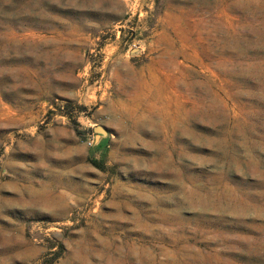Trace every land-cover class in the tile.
Segmentation results:
<instances>
[{
    "label": "rangeland",
    "instance_id": "374dc122",
    "mask_svg": "<svg viewBox=\"0 0 264 264\" xmlns=\"http://www.w3.org/2000/svg\"><path fill=\"white\" fill-rule=\"evenodd\" d=\"M56 255L264 264V0H0V264Z\"/></svg>",
    "mask_w": 264,
    "mask_h": 264
},
{
    "label": "trees",
    "instance_id": "16d2710c",
    "mask_svg": "<svg viewBox=\"0 0 264 264\" xmlns=\"http://www.w3.org/2000/svg\"><path fill=\"white\" fill-rule=\"evenodd\" d=\"M79 107H81V106H79ZM70 108H72L71 102H68L66 104V106L64 105L63 108H61V112L65 113V115L69 116L70 113H68V110H70ZM72 121L75 123L76 122L75 118L72 119ZM74 128H75L76 132L79 135L82 134V131L78 130V128L76 126H74ZM98 145H99V142L94 144L93 146L97 147ZM89 160L91 161L92 164H94V166H96V167H98L100 169H105V163H104V160H103L102 156L99 159H97L95 157H92V156H89ZM58 254L59 253H57V255ZM57 255L55 257H52V258L48 259L44 264H52V263H54L55 259L58 257Z\"/></svg>",
    "mask_w": 264,
    "mask_h": 264
},
{
    "label": "water",
    "instance_id": "95a60500",
    "mask_svg": "<svg viewBox=\"0 0 264 264\" xmlns=\"http://www.w3.org/2000/svg\"><path fill=\"white\" fill-rule=\"evenodd\" d=\"M92 129L95 132L94 144L98 143L100 141V139L102 137H105L109 132V129L105 125H102V124H96L95 123L92 126Z\"/></svg>",
    "mask_w": 264,
    "mask_h": 264
},
{
    "label": "built area",
    "instance_id": "2783aa9c",
    "mask_svg": "<svg viewBox=\"0 0 264 264\" xmlns=\"http://www.w3.org/2000/svg\"><path fill=\"white\" fill-rule=\"evenodd\" d=\"M94 137H95V133H94V132H90V133L88 134V136L85 138V139H86V142H87L90 146L94 145Z\"/></svg>",
    "mask_w": 264,
    "mask_h": 264
},
{
    "label": "crops",
    "instance_id": "0c3cea01",
    "mask_svg": "<svg viewBox=\"0 0 264 264\" xmlns=\"http://www.w3.org/2000/svg\"><path fill=\"white\" fill-rule=\"evenodd\" d=\"M104 138L102 137L99 141V145L97 147H95L96 149H99V151L102 153V149H103V146H104ZM105 147V146H104Z\"/></svg>",
    "mask_w": 264,
    "mask_h": 264
}]
</instances>
